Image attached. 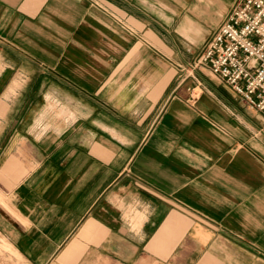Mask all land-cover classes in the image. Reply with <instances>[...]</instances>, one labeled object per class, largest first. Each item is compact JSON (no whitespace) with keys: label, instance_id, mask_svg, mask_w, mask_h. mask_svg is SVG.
Here are the masks:
<instances>
[{"label":"crops","instance_id":"obj_1","mask_svg":"<svg viewBox=\"0 0 264 264\" xmlns=\"http://www.w3.org/2000/svg\"><path fill=\"white\" fill-rule=\"evenodd\" d=\"M235 0H0V235L26 264H264V113L177 85ZM257 133V134H256Z\"/></svg>","mask_w":264,"mask_h":264},{"label":"built area","instance_id":"obj_2","mask_svg":"<svg viewBox=\"0 0 264 264\" xmlns=\"http://www.w3.org/2000/svg\"><path fill=\"white\" fill-rule=\"evenodd\" d=\"M187 67L191 73L209 71L247 107L264 113V0H235L197 60ZM189 92L190 97L196 94L194 88ZM257 133L264 136V124Z\"/></svg>","mask_w":264,"mask_h":264},{"label":"rangeland","instance_id":"obj_3","mask_svg":"<svg viewBox=\"0 0 264 264\" xmlns=\"http://www.w3.org/2000/svg\"><path fill=\"white\" fill-rule=\"evenodd\" d=\"M198 56L194 60H192L191 62L182 63V64L178 65V71H177L178 73H177L176 78H175V82L177 85L183 84L188 79H191L192 81H194V83H195L194 86L189 88V89L194 88V91H196V94L194 96L189 97L190 98L189 101H191L193 103H194V101L197 100V98L200 95L199 84L196 80L197 79L196 73L198 71H200V69H202V68L197 69V70H195V72L191 73L188 70L187 65L188 64L192 65L197 60ZM3 241H6L8 243V241L2 235H0V264H26V262L19 255H16L13 251H11L9 249L3 248L1 246V242H3Z\"/></svg>","mask_w":264,"mask_h":264}]
</instances>
